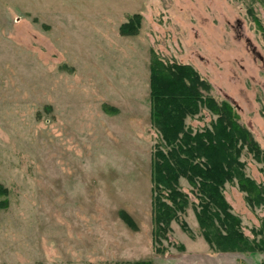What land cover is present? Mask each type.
Here are the masks:
<instances>
[{
  "label": "rangeland",
  "instance_id": "1",
  "mask_svg": "<svg viewBox=\"0 0 264 264\" xmlns=\"http://www.w3.org/2000/svg\"><path fill=\"white\" fill-rule=\"evenodd\" d=\"M255 10L264 28V5ZM134 13L135 33L121 34ZM151 51L192 65L264 151V30L244 0H0V264L150 257L159 138ZM214 118L201 107L185 124L201 129ZM240 159L261 182L264 161L246 150ZM179 184L196 203L186 179ZM223 195L244 234L259 238L252 229L264 204L250 208L236 183L226 182ZM180 219L155 243L171 262L264 264V251L182 253L186 235L196 247L206 243L190 203Z\"/></svg>",
  "mask_w": 264,
  "mask_h": 264
},
{
  "label": "trees",
  "instance_id": "2",
  "mask_svg": "<svg viewBox=\"0 0 264 264\" xmlns=\"http://www.w3.org/2000/svg\"><path fill=\"white\" fill-rule=\"evenodd\" d=\"M241 1V0H238ZM246 12L257 26L264 28L255 5L264 0H244ZM139 13L129 16L119 27L121 34H133ZM210 83L190 64L159 57L151 51L149 60L150 120L158 132L151 158L152 246L156 253L164 248L155 243L167 237L172 220L190 203L201 236L213 251H264V217L257 229L259 238L243 232L239 216L231 211L223 195L226 182L236 183L250 208L264 204V178L261 182L246 175L240 159L244 150L264 161V151L250 130L241 124L227 101H217ZM207 108L215 118L208 126L193 130L185 118ZM185 178L197 202H190L179 184ZM129 225L133 221L125 215ZM180 228L190 233L185 220ZM181 249L183 248L180 245ZM116 264H151L149 259L119 261Z\"/></svg>",
  "mask_w": 264,
  "mask_h": 264
},
{
  "label": "crops",
  "instance_id": "3",
  "mask_svg": "<svg viewBox=\"0 0 264 264\" xmlns=\"http://www.w3.org/2000/svg\"><path fill=\"white\" fill-rule=\"evenodd\" d=\"M172 230H173V228L171 229V231ZM173 234H174V230H173ZM180 242L182 243L181 245H183V250H182L183 252L182 253H189V252L190 253H194V252L197 253V252H202V249L207 250L209 248V246H208L206 241H205V243H206L205 246H202V245L197 246V247L194 246L193 243L196 242V241L192 242L190 237H188L187 235H186V237L184 236V239L182 238V240H180ZM166 254L163 255L161 253H155L152 250L150 257L140 258V259H133V260H124V261H134V260L149 259L151 261V264H176L175 262H171L169 259H167L168 257L166 256ZM182 264H184V263H182Z\"/></svg>",
  "mask_w": 264,
  "mask_h": 264
}]
</instances>
